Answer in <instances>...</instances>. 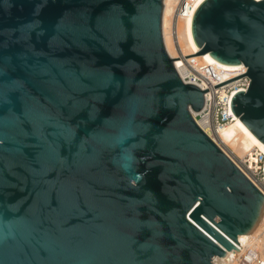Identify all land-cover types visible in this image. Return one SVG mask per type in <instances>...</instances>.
Returning a JSON list of instances; mask_svg holds the SVG:
<instances>
[{
	"label": "water",
	"instance_id": "obj_1",
	"mask_svg": "<svg viewBox=\"0 0 264 264\" xmlns=\"http://www.w3.org/2000/svg\"><path fill=\"white\" fill-rule=\"evenodd\" d=\"M163 0H0V264H226L264 196L194 121L173 60L246 67L264 146V0H202L171 59Z\"/></svg>",
	"mask_w": 264,
	"mask_h": 264
},
{
	"label": "built area",
	"instance_id": "obj_2",
	"mask_svg": "<svg viewBox=\"0 0 264 264\" xmlns=\"http://www.w3.org/2000/svg\"><path fill=\"white\" fill-rule=\"evenodd\" d=\"M170 1L172 11L168 17L167 32L175 56L168 55L171 59H175L188 56L184 52L188 36L187 27L190 26L191 30L192 15L198 5H195L196 0ZM173 65L183 83L195 85L204 92L202 109L196 113L191 111L196 124L264 196V152L253 149L243 157H238L219 134L221 129L235 120L229 109V99L233 92L247 90L250 82L246 75L247 68L222 70L206 61H196L192 57L173 60ZM260 222L261 228L258 235L243 245L231 259L230 264H264L262 255L264 253V214Z\"/></svg>",
	"mask_w": 264,
	"mask_h": 264
},
{
	"label": "bare ground",
	"instance_id": "obj_3",
	"mask_svg": "<svg viewBox=\"0 0 264 264\" xmlns=\"http://www.w3.org/2000/svg\"><path fill=\"white\" fill-rule=\"evenodd\" d=\"M202 0H196V4L198 5ZM259 1V0H256ZM172 11L171 1L170 0H163V11H162V35H163V42L165 48L169 55L172 57L175 56L174 49L172 46L171 39L167 32V25H168V17ZM187 40L185 41L184 45V52L186 55H193L196 54L198 48L196 47L192 35L190 26L187 27ZM195 58L196 61H205L203 55L192 56ZM220 136L222 139L229 145L230 149L238 156L243 157L247 152L258 149L264 152V146L247 130V128L238 120L236 117L235 120L229 123L226 127L219 131ZM238 152V153H236ZM261 228V222L258 223L254 233L248 239L246 243H248L253 237L258 235ZM245 243V244H246ZM244 244V245H245ZM234 254L226 264H230L232 258L235 257ZM263 255V254H262Z\"/></svg>",
	"mask_w": 264,
	"mask_h": 264
},
{
	"label": "rangeland",
	"instance_id": "obj_4",
	"mask_svg": "<svg viewBox=\"0 0 264 264\" xmlns=\"http://www.w3.org/2000/svg\"><path fill=\"white\" fill-rule=\"evenodd\" d=\"M236 153H238V152H236ZM239 154V153H238ZM263 258H264V253H263Z\"/></svg>",
	"mask_w": 264,
	"mask_h": 264
}]
</instances>
